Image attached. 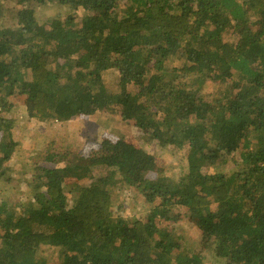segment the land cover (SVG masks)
I'll return each mask as SVG.
<instances>
[{
    "label": "trees",
    "instance_id": "16d2710c",
    "mask_svg": "<svg viewBox=\"0 0 264 264\" xmlns=\"http://www.w3.org/2000/svg\"><path fill=\"white\" fill-rule=\"evenodd\" d=\"M51 5L70 14L42 18ZM209 82L224 91L206 94ZM21 96L43 124L117 107L148 142L183 152V176L107 137L45 156L12 208ZM0 187V264H264V0H0ZM111 188L135 190L146 220L116 216ZM179 208L199 239L167 230Z\"/></svg>",
    "mask_w": 264,
    "mask_h": 264
},
{
    "label": "rangeland",
    "instance_id": "374dc122",
    "mask_svg": "<svg viewBox=\"0 0 264 264\" xmlns=\"http://www.w3.org/2000/svg\"><path fill=\"white\" fill-rule=\"evenodd\" d=\"M14 6V5H13ZM17 8V6L15 5ZM19 8V7H18ZM42 13V18H49L51 16L60 15L62 18L67 17L70 14L69 9L63 8L59 5L44 6L38 8ZM77 21L82 17V12L78 11L76 13ZM229 40L237 41V36L231 30L229 34L226 35ZM181 62L176 61L172 63L173 66H181ZM115 71H111L105 77V83L109 89H116L118 84L117 74ZM130 87V86H129ZM131 90L132 87H130ZM225 89V85L207 83L204 88L206 94H221ZM25 97L21 96L17 101L16 108L11 112L10 116L14 118L15 125L13 127V136L18 142L21 148V153L27 156L26 160L16 155L14 162H11V167H6L5 172L12 175H19L15 180H11L6 186V197L10 201V205L13 208L18 205L20 201L26 202L30 198L28 179L31 180L33 177L39 173V170L35 169L40 164L42 167H51L44 161L45 156L48 154H59L65 153L67 151L81 154L84 152L88 154L89 148H91L95 142H99L102 138H112L115 142L122 140L133 144L137 147H142L149 153L155 154L162 165H164L163 175L175 177L179 179L183 176V170L186 169L187 161L186 156L183 152L178 151L172 146L161 147L148 142L144 133L136 127L133 126L132 121H124L121 117V112L118 108L108 109L106 111H100L96 116L89 118L79 117L70 123L61 124L56 122L40 123L33 122V120L28 119L27 107L25 105ZM186 149L184 150V152ZM31 154L34 156H39L38 159L29 158ZM239 159V154H234L231 158L229 164L222 165L220 170L226 172L230 168L236 167L234 162ZM25 165L28 167H22ZM22 167V168H21ZM25 174V175H23ZM154 177V176H153ZM1 189V187H0ZM114 194V212L116 216L122 217L124 219H140L145 221L147 216V209L142 208V199L135 190H125L118 192L117 188H111ZM121 206V208H119ZM182 214V209L179 208L175 211L176 218L180 222L174 225L168 226L167 230L170 232L178 233L177 240L186 239H199V230L193 227L194 224L189 222L187 217ZM189 223V224H188ZM163 225V224H159ZM174 226V227H173ZM191 226V227H190ZM164 227V226H163ZM184 227L187 234H179V228ZM199 236V237H198ZM44 253L47 255L48 259L51 260L50 263L54 262L56 255L52 250L44 248ZM56 261V260H55ZM206 264H223L216 262L209 253H206L205 258Z\"/></svg>",
    "mask_w": 264,
    "mask_h": 264
}]
</instances>
